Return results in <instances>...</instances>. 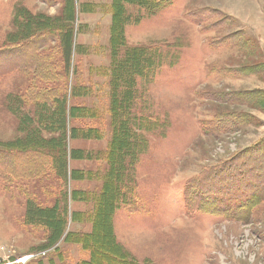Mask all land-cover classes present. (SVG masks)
Returning a JSON list of instances; mask_svg holds the SVG:
<instances>
[{
  "label": "rangeland",
  "instance_id": "1",
  "mask_svg": "<svg viewBox=\"0 0 264 264\" xmlns=\"http://www.w3.org/2000/svg\"><path fill=\"white\" fill-rule=\"evenodd\" d=\"M111 4L0 0V148H20L23 168L30 167L26 178L0 190V264L88 260L66 240L91 233L92 225L71 217L93 212L107 178L120 182L126 202L111 225L99 221L94 241L103 239L115 257L124 253L134 264H264V198L224 216L220 201L205 195L207 179L245 165L246 150L264 138V0H173L153 15L125 3L120 48L111 45ZM40 41L45 46L38 48ZM24 44L30 47L16 51ZM133 49L145 54L133 59ZM151 59L155 68L141 76ZM126 92L135 137L109 148L114 98L122 101ZM71 107L97 117L73 119ZM204 124L219 127L207 132ZM85 128L99 132L86 136ZM63 161L66 173L59 171ZM193 182L204 199L193 202L202 211L188 216L184 191ZM74 191L88 201H71ZM28 201L57 205L66 222L57 242L48 244L50 230L23 225ZM225 203L236 205L234 198ZM102 256L95 255L99 264H113Z\"/></svg>",
  "mask_w": 264,
  "mask_h": 264
},
{
  "label": "trees",
  "instance_id": "2",
  "mask_svg": "<svg viewBox=\"0 0 264 264\" xmlns=\"http://www.w3.org/2000/svg\"><path fill=\"white\" fill-rule=\"evenodd\" d=\"M172 1L173 0H112L111 7L109 9L110 10L109 13L112 16V25H111L112 47L117 46L120 48L124 43L123 25L121 21H123L122 16L125 15L123 13L125 3L130 5H135L140 8H146L150 10L149 13L153 15L155 12H157L155 10H158V8H160L163 5L170 4ZM68 16L65 18V20L68 19ZM63 29L64 28L62 27V25L58 26V30H61L63 32L62 33L60 31L61 32L60 34H62L63 36L65 35L66 37L64 39L67 41L69 37L68 36L69 32H67L66 30L63 31ZM45 42L46 41H40L39 45L37 44L38 48L44 47ZM67 46H70L68 41H67ZM29 47H30L29 45L24 44L20 48L16 49V51L22 53V51H25V49L27 50V48ZM138 52H142L143 54H145V51L143 52L142 49L130 50L128 54L131 55L133 59H136ZM140 64H138V67ZM155 66L156 65L153 63L151 59L150 62L147 64L146 68L140 70V75L142 76L149 73L152 69L155 68ZM123 98L124 99L122 101H119L118 97H115L114 99L117 101V103L116 105H113L111 108V116L113 114L112 126L115 127L114 129L115 141L109 144V148H111L112 144L114 143L116 146L119 143L127 144L129 138L135 137L131 132L130 126L127 125L128 119L130 118V115L128 113V106H130L131 103V102L129 103L131 99V94L129 95V93L126 92ZM66 101L67 98L65 96L58 99V105L60 106L58 107V110L61 108L64 110L63 107L66 106ZM121 102H124L125 106H127L125 107L123 105L124 106L123 110L121 108ZM84 113L86 115H83ZM91 113L92 112L88 111L87 109L71 107L68 108L67 114L76 120L82 119L87 116L88 118H92V119L97 117V115L95 116L94 113L90 116ZM59 121L62 122L65 120L62 117H59ZM97 124L99 127L102 124V122L99 121L98 119ZM218 124L219 125L221 124V120L218 122ZM219 125H217V127L212 126L210 128H205L206 124H204L202 126V129H206L207 132H209L210 130L217 129ZM97 128L96 129L85 128L82 129L81 132L84 133L88 132L86 136L88 135L91 136L92 133H97V131L99 132ZM72 131L77 133L75 129H72ZM120 132L122 133V135H120ZM115 145H113V147ZM20 150H21L20 148L19 150L18 148H7V149L0 148V190L4 192L8 191V186L9 184L12 183L11 181H15L17 179H24L27 177L26 175L29 172L30 167L25 169L23 168L24 161L21 160L20 156H24L25 152L22 153ZM245 154H248L249 160L245 165H242L241 167L233 168V170L232 169L228 170V172L225 174L217 172L213 176H217V175L219 176L217 177L212 176L211 179H207L210 173H201L200 175L202 178L207 179L206 183H210V185L209 186L207 185L206 187L207 192L205 193V195L209 196V198L212 199L214 203L216 201H220L219 203H216L217 208L219 209L218 210L219 212L218 211L217 212L220 215L226 216V213L237 214L238 210L246 208L248 205L251 204V202L254 199H257L258 201L260 199L262 201L264 198V138L261 139V141H258L255 144H253L249 149H247ZM253 154H261V155H256V157L253 158L252 157ZM37 156L38 154L34 155L35 161H36L35 157ZM236 158H233L228 162H232V160L235 159L233 162L235 163L237 162ZM64 161L59 166V171L62 170L63 173H66ZM110 170H111L110 174L115 176V171L117 170V163L115 161L111 164ZM232 171H234V173L237 174H234L235 176L230 175ZM107 179L105 180L106 182L103 185L101 196L96 198V200L94 201L95 207L93 212L88 213L87 215L83 213L72 214L71 219L73 222H78L82 224L91 223L92 225V231L89 234L80 232V233H69L67 235V238L69 239L66 240V244L80 245L81 248L89 254L88 260L81 261L78 264H99V261L98 259L95 258V255L101 252L104 253V256L102 257L110 259V261L113 264H134L133 262L127 259V256L124 253L121 254L119 257L118 256L115 257L110 252V250H108L109 247L104 244L103 239H100L99 241L97 240V242L94 241V238L96 237L95 232H97L98 229L97 226L99 224V221L102 220L101 225L103 227L105 225V220L106 222H109L108 223L109 225H111V220L115 210L118 209L120 204H124L126 202L125 197H123L122 195L121 188L119 187L120 182L111 185L108 183L109 181H107ZM212 180L214 181L211 183ZM249 181L251 183V187L249 185ZM258 184H260V187L257 186ZM193 187H194V182L190 183L187 187H185V191H184L185 212L188 216L194 215L197 209L198 211H202L201 209L198 208V205H194L193 202L196 203L197 201L204 199V195L202 194L203 188L199 184V182L198 184H196L194 188ZM70 197H71V201H76V202L78 201L87 202L89 198L87 193H83L79 191H74L70 193ZM230 198H234L236 203V205L231 208H229V205L227 206V204L225 203L226 200ZM57 211H58L57 205L54 206L53 208H39L36 205H34L33 202L28 201L23 225L27 227L45 228L47 230H50L51 236L48 239L49 241L48 244L52 245L53 242H57L59 237L62 236L63 229L61 225H64L66 223V222L64 223L63 220L59 217ZM51 215L53 216L52 219L50 218ZM51 223H54L55 225L53 228L50 226ZM109 238L110 240H113V236L111 233L109 235ZM111 245L117 247V245L114 244L113 241ZM48 262H51V260L49 259ZM38 264H43V260L42 261L40 260Z\"/></svg>",
  "mask_w": 264,
  "mask_h": 264
}]
</instances>
